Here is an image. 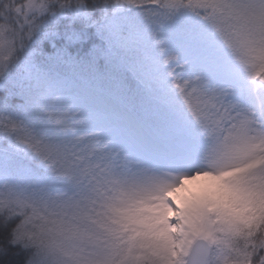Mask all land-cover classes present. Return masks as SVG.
<instances>
[{"label": "snow or ice", "instance_id": "6c2138e0", "mask_svg": "<svg viewBox=\"0 0 264 264\" xmlns=\"http://www.w3.org/2000/svg\"><path fill=\"white\" fill-rule=\"evenodd\" d=\"M0 264H264V0H0Z\"/></svg>", "mask_w": 264, "mask_h": 264}]
</instances>
